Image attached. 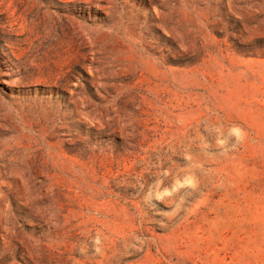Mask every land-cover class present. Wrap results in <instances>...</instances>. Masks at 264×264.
Returning <instances> with one entry per match:
<instances>
[{
  "label": "rangeland",
  "instance_id": "1",
  "mask_svg": "<svg viewBox=\"0 0 264 264\" xmlns=\"http://www.w3.org/2000/svg\"><path fill=\"white\" fill-rule=\"evenodd\" d=\"M0 264H264V0H0Z\"/></svg>",
  "mask_w": 264,
  "mask_h": 264
}]
</instances>
